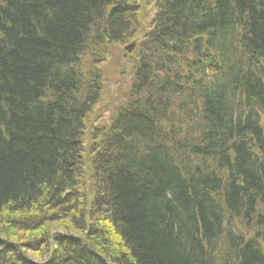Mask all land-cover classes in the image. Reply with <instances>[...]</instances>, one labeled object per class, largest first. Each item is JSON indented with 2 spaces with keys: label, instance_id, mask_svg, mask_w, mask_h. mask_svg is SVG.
Instances as JSON below:
<instances>
[{
  "label": "trees",
  "instance_id": "trees-1",
  "mask_svg": "<svg viewBox=\"0 0 264 264\" xmlns=\"http://www.w3.org/2000/svg\"><path fill=\"white\" fill-rule=\"evenodd\" d=\"M140 2L0 0V264H264V0H155L84 189Z\"/></svg>",
  "mask_w": 264,
  "mask_h": 264
},
{
  "label": "rangeland",
  "instance_id": "rangeland-1",
  "mask_svg": "<svg viewBox=\"0 0 264 264\" xmlns=\"http://www.w3.org/2000/svg\"><path fill=\"white\" fill-rule=\"evenodd\" d=\"M154 16L155 0H141L139 18L136 24V35L132 42H129L130 44L137 45L144 40L146 34L151 29ZM126 46L110 47V53L102 66L104 71V93L86 124L87 132L84 142L85 154L83 160L84 174L82 179L86 182V185H84L85 190L90 188L91 185V167L89 161L91 155L89 149L93 142L92 132L96 128L108 127L110 125L114 112L124 103V96L129 91L132 81L131 72L134 54H127L125 51Z\"/></svg>",
  "mask_w": 264,
  "mask_h": 264
},
{
  "label": "bare ground",
  "instance_id": "bare-ground-1",
  "mask_svg": "<svg viewBox=\"0 0 264 264\" xmlns=\"http://www.w3.org/2000/svg\"><path fill=\"white\" fill-rule=\"evenodd\" d=\"M90 249H91V251L93 252V254H94L96 257H98L99 259L103 260V261L106 262V263H109V261H108L107 259H105V258L102 257L101 255H99V254H98L93 248L90 247Z\"/></svg>",
  "mask_w": 264,
  "mask_h": 264
}]
</instances>
